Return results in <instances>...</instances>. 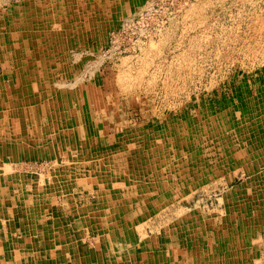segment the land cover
<instances>
[{"label":"rangeland","instance_id":"rangeland-1","mask_svg":"<svg viewBox=\"0 0 264 264\" xmlns=\"http://www.w3.org/2000/svg\"><path fill=\"white\" fill-rule=\"evenodd\" d=\"M108 1L109 7L97 12L82 9L83 46L52 57L71 72L69 83L81 78L75 88L88 126L102 131L101 139L112 137L119 143L113 147L123 163L104 160L96 168L102 179L118 183L119 202L137 199L132 209L124 207L133 214H119L124 227L120 241L131 239L142 251V241L173 223L178 213H197L211 221L205 230L195 227L200 231L195 241L199 253L212 256L216 264H264V178L255 185L253 176L264 172L256 159L264 156V0ZM33 4L57 24L73 20L68 0H0V40L21 30L22 14ZM6 45L11 46L0 42L2 58ZM7 70L10 76L17 74L16 69ZM3 75L0 66V81ZM49 163L30 160L22 172L43 184L61 173V167H47ZM152 174L157 181L162 175L178 180L181 189L174 186L168 196L173 212L157 216L144 207L151 186L144 184ZM40 193L31 206L37 221L27 222L25 230L16 219L15 241L26 236L31 252L29 230L38 234L42 226L47 232L46 221L55 220L82 245L77 218L65 201L72 196L81 211L93 204L95 193L87 188ZM150 216L151 228L146 223ZM139 227L144 228V240ZM80 232L87 234L84 245L89 250L105 249L102 238L98 248L97 235L85 228ZM158 240L167 264H185L177 234ZM3 249L0 264H24V257L7 256ZM58 256L52 258L54 264L74 259L58 262Z\"/></svg>","mask_w":264,"mask_h":264},{"label":"crops","instance_id":"crops-1","mask_svg":"<svg viewBox=\"0 0 264 264\" xmlns=\"http://www.w3.org/2000/svg\"><path fill=\"white\" fill-rule=\"evenodd\" d=\"M95 3V0H68L69 12L73 13V20L68 25L65 22L57 24L56 18L46 16L45 12L41 14L38 6L37 10L33 9V4L28 6L31 13L25 10L22 14L21 30L9 35L8 40L1 38L3 45L9 41L11 46H4L6 56L0 57V66L4 68L0 81V246L4 248L7 256L24 257V264H54L52 258L55 255H59L58 262L73 256L74 259L67 264H167V255L158 246V239L160 236L177 234L181 252H185V264H216L217 261L212 256H203L195 248L196 237L200 234L199 230H195V224L176 228L169 224L145 240L144 228L139 227L136 230L139 231L141 240H144L142 251H139L132 240L124 239L122 245L115 243L114 241L120 242L119 233L124 229L118 220L119 214H133L131 209L135 202H130L131 209L124 208V202H119L122 198L115 190L118 184L115 179H102L96 173L75 175L66 167L73 162H81L82 158L78 157L80 151L91 148L93 144L98 145L103 132L91 129L85 120L82 98L75 88L80 84L81 78L77 77L73 83H69L71 72L63 71L58 62L50 63L47 59L50 58L49 54H64L65 49L70 51L83 46L86 26L82 22V9L88 8L97 12L110 5L108 0H100L102 8L95 6ZM56 38L64 40L63 47H53L54 51H50L49 45L41 48L44 41L49 43V39ZM41 56L44 62L40 65L34 60ZM7 68L16 69L17 74L8 75ZM61 84L64 85L63 88L59 87ZM86 140L90 142L87 143ZM40 159L51 161L47 167H61V173L50 181L46 179L43 184L35 183V180L41 179L25 175L22 171L25 162ZM80 178L86 181L83 183L79 181ZM61 183L65 189L59 191L57 187ZM86 188L89 193H95L91 206L79 211L72 196L68 195L65 201L70 208L69 212L77 218L76 224L79 228L76 234L83 239L82 245L75 243L74 236L55 220L46 221L47 232L42 226L39 227L41 231L38 234L33 229L29 230L31 252L27 250L29 245L26 236L15 241L13 230L16 219L25 230L27 222H32L33 219L37 221L31 206L41 195L40 191L50 196L86 191ZM172 209L168 206L157 214L166 215L173 212ZM153 217L146 221L150 228ZM210 226V222L206 227L200 225V230ZM81 228L98 236V248L102 247V238L105 249L89 250L88 245H84L87 234H82ZM190 228L192 230L188 231ZM13 247L17 250H13Z\"/></svg>","mask_w":264,"mask_h":264},{"label":"bare ground","instance_id":"bare-ground-1","mask_svg":"<svg viewBox=\"0 0 264 264\" xmlns=\"http://www.w3.org/2000/svg\"><path fill=\"white\" fill-rule=\"evenodd\" d=\"M99 2H100V0H99ZM103 3H105V2H103ZM35 5L36 4H34L33 6L36 7L37 5L36 6ZM26 11L31 13V8L29 9L27 7ZM74 25H75V23H73L72 28H74ZM49 40H50L49 43H45V41H44V44L41 45L42 49L45 48V46L49 45L50 51H52V50L54 51V48H58V46L63 47V45H64V40L63 39L56 38V39H49ZM0 42L2 43V39L0 40ZM52 56H53V54H49V57L52 58V59L49 58V59H47V61L49 60L50 63H56L57 62L56 59L54 57H52ZM34 61L35 62L38 61V64L41 65L44 62V58H43V56H41V57H39L38 59H36ZM59 87L63 88L64 85L61 84ZM55 106L57 107L56 103H55ZM86 142L89 143L90 141L86 140ZM114 142H116V143H114ZM117 142L118 141H116L112 137L108 138L107 140L101 139L98 142V145L93 144L91 148H88L86 150L80 151L81 154L78 157H79V159L82 158L81 162H73L72 164H70L69 166H66V167L69 168L71 174H75V175H79V173L88 174V175L96 173L97 176L101 175L102 173L98 172L96 167L97 166L99 167L101 164H103L104 160H108V163H106V164H111L112 163V165L113 164L119 165V164L123 163V160H124L123 156L120 157L118 154L115 155V149H114L115 147H113V146L118 145L119 143H117ZM93 146H95L97 148H93ZM257 155L259 156L260 152H257ZM256 159H257L258 165H261L262 166L261 169H263L264 168V162H263L264 156L262 157V159H259V158H256ZM151 168H153V164L151 165ZM187 168H189V167H187ZM154 169H158L157 166L154 165ZM203 169H204V167L201 168L202 171H203ZM205 169H208L210 171L214 170L212 167H208V168H205ZM245 171H247V169H245ZM253 176H254V184L258 185L259 182L262 180V178H264V172L262 171L261 173H256ZM174 177H176V176H174ZM161 178L162 179L157 181V177H155V174H152V175H150V178H148V182L146 184H144V185H146V188L148 187V185H151L150 187H152V189H153V191H152V189H150V187H148L149 193H147L148 194V198L146 200L149 203L151 202L150 205H147V203H145L147 201H144V204H145L146 208H147V206L148 207L150 206L151 213L154 214V215H156L163 208L169 206V202H171L173 199L172 198H168V196L172 195L171 192L173 191L174 186H175L177 191H178V188L181 189V187L177 183L178 182L177 179H180V178H176L175 180H177V181H173V182L171 181V178L164 177V175H162ZM184 181H186V180H184ZM97 184H99V183H97ZM57 189L59 191H62L63 189H65V187L61 183L60 187H57ZM176 195H177V193L175 194V196ZM161 199H163V202H161ZM130 200L129 201H125V204L123 206L124 207L129 206L130 202L134 203V202L137 201V199L135 197H132ZM158 201H160L161 203H157ZM146 208H145V210H146ZM25 211L26 210H24V213H25ZM157 216H158V214H157ZM128 218H129V215H127V219ZM175 218L176 219L173 220L174 222L171 223L172 228L182 227V226H184V224H187L189 227L192 224L193 225L195 224L196 226L197 225L198 226L204 225L206 227L207 225H209V222L211 223L210 220H202L200 215L197 214V213L195 215H193V214L189 215V214H185L183 211L180 214L178 213L177 217H175ZM99 235H101V233H99ZM111 236L113 237V232L111 233ZM127 237H129V235ZM114 242L117 243V244H120V245H122L124 243L122 241H120V242L114 241Z\"/></svg>","mask_w":264,"mask_h":264}]
</instances>
